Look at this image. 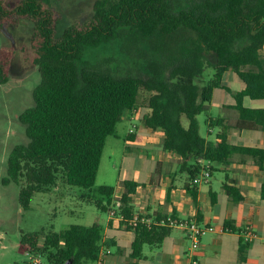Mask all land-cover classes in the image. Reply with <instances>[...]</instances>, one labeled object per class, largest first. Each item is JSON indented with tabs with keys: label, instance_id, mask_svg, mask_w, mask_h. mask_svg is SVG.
Instances as JSON below:
<instances>
[{
	"label": "trees",
	"instance_id": "16d2710c",
	"mask_svg": "<svg viewBox=\"0 0 264 264\" xmlns=\"http://www.w3.org/2000/svg\"><path fill=\"white\" fill-rule=\"evenodd\" d=\"M58 19L59 14L40 0H20L14 6L0 0V34L22 20L33 23L31 44L41 77L33 105L19 117L27 143L10 151L1 181L19 186L24 211L31 209L35 194L47 192L61 179L66 186L86 190L79 198L104 212L107 206L91 189L106 140L115 135L124 113L138 106L150 109L146 125L165 136L163 149L179 155L180 171L191 179L203 170L213 172V164H227L237 152L258 155L263 168L264 150L233 146L223 133L217 134L220 141H209L200 134L197 117L209 110L224 73L232 71L245 83L235 95L239 117L264 129V110L242 104L244 97L264 100V0H96L89 20L70 25L60 36ZM122 29L140 33L154 52L146 58V75L116 76L103 64L83 60L86 48L116 40ZM15 54L13 47L0 49V84L9 81ZM207 68L214 70V77L202 86L196 81ZM142 91L150 95L140 101ZM121 185L120 214L127 221L120 224L134 230L130 264H139L145 245L160 244L169 236L171 221L130 226L137 183L124 180ZM224 188L233 199L242 200L238 189L227 184ZM189 191L197 204V192ZM97 193L111 197L114 187L102 185ZM210 196L214 202L212 192ZM261 196L264 199V184ZM224 226L233 230L229 222ZM103 231L98 221L59 232L42 228L22 233L21 242L47 264H83L99 259Z\"/></svg>",
	"mask_w": 264,
	"mask_h": 264
},
{
	"label": "crops",
	"instance_id": "0c3cea01",
	"mask_svg": "<svg viewBox=\"0 0 264 264\" xmlns=\"http://www.w3.org/2000/svg\"><path fill=\"white\" fill-rule=\"evenodd\" d=\"M230 86L236 88L231 90ZM218 88L221 90L217 99L222 114L217 118H208L209 137L206 139L218 142L217 134L223 133L233 146L264 150L263 127L255 121L242 120L235 108V95L245 88V83L236 73L228 71L222 77V87ZM229 96L232 99L226 100ZM242 104L246 108L264 110V100L244 97ZM149 113L150 109L145 106L125 112L122 117L128 123L125 133L110 136L122 142L121 154L113 165L114 169L119 166V173L116 187L104 184L114 187V195H95L97 200L107 206L104 211L107 218L101 222L104 226L102 248L96 264L100 260L103 264H130L132 261L129 255L134 230L126 229L119 220L109 216V210L124 193L121 185L124 180L137 183L132 202L134 214L153 220L167 219L174 223L195 219L216 227V232L207 233L201 238L196 250L200 264H264V199L261 196L264 161L261 169L258 155L237 152L227 164H213L215 170L210 171L209 179L203 178L202 173L191 179L180 171L179 155L163 149L165 136L146 125L145 116ZM215 126L218 127L216 133ZM214 134L215 138H210ZM116 147L117 144L113 143V155H116ZM215 171L222 173V180L215 177ZM224 184L238 189L237 195L242 196V200L233 199ZM192 188L197 192V204L189 191ZM210 192L213 193L214 202ZM226 222L231 223L233 230L220 232ZM248 225L258 235L251 242H246L241 235ZM191 249L187 230L172 226V231L162 243L144 246L139 264H187V254Z\"/></svg>",
	"mask_w": 264,
	"mask_h": 264
},
{
	"label": "rangeland",
	"instance_id": "374dc122",
	"mask_svg": "<svg viewBox=\"0 0 264 264\" xmlns=\"http://www.w3.org/2000/svg\"><path fill=\"white\" fill-rule=\"evenodd\" d=\"M20 0H7L9 6L16 5ZM44 5L59 14L57 34L60 36L70 25L86 22L93 13L96 0H40ZM34 25L28 20H22L17 27H8L0 34V49L13 47L16 51L12 61L10 78L6 84H0V264H47L41 256L29 253L21 242L22 233H32L42 228L49 231H63L72 225L91 226L95 221L104 222L107 213L100 211L95 205L85 204L79 197L86 193L80 187L66 186L61 179L47 192L35 194L31 201V209L24 211L19 203V186L14 183L2 185L6 176L7 159L10 151L18 144L27 143L25 127L20 122V115L33 105V90L40 83L39 67L35 61L36 55L31 44ZM188 36L191 33H185ZM147 42L142 40L140 33L122 29L116 40L84 50L83 60L91 65H102L116 76L147 74L144 64L148 56H153ZM214 70L207 68L200 85L213 80ZM233 90L236 86H230ZM220 88L215 90L214 99L209 103V110L197 118L200 124V134L209 137L208 118L221 116L218 105ZM150 95L142 91L140 101ZM227 97L226 100H231ZM187 124V120L184 119ZM128 123L123 119L116 126L117 135L125 133ZM218 127L215 126V133ZM215 138V134L213 137ZM113 143L117 144L116 155L111 153ZM121 141L108 137L104 148L100 169L92 194L97 193L101 185L116 187L119 166L113 165L121 154ZM215 177L222 180L220 171H215ZM105 203V200H103ZM38 261V262H35ZM83 264H96L86 260Z\"/></svg>",
	"mask_w": 264,
	"mask_h": 264
},
{
	"label": "built area",
	"instance_id": "2783aa9c",
	"mask_svg": "<svg viewBox=\"0 0 264 264\" xmlns=\"http://www.w3.org/2000/svg\"><path fill=\"white\" fill-rule=\"evenodd\" d=\"M203 178H210V171L209 170H203L202 171ZM122 208L121 201H117L114 206L109 210V216L111 219H117L119 221H127L126 218L122 214H120V209ZM170 221V220H169ZM145 224L146 226H150L154 223V220L152 218L148 217H142L137 214L134 215V217L128 221V224L135 228L138 224ZM161 225H164L165 222L159 223ZM171 226H180L187 230V236L188 239L192 243V249L187 254V264H200V260L196 256V250L198 249L200 245L201 238L206 235L207 233L216 232V227L213 225H206L200 223L198 220H190L187 222H181V223H174L171 221ZM229 231L227 228L220 229V232ZM241 235L243 236L244 240L246 242L253 241L258 235L256 231L253 229L251 225L246 226L243 231L241 232ZM38 262V261H35ZM99 264H103V261H98Z\"/></svg>",
	"mask_w": 264,
	"mask_h": 264
}]
</instances>
